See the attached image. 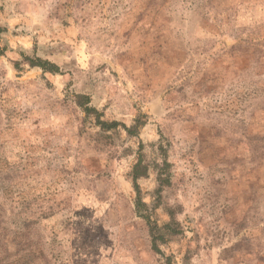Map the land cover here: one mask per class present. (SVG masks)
Wrapping results in <instances>:
<instances>
[{"label": "rangeland", "instance_id": "rangeland-1", "mask_svg": "<svg viewBox=\"0 0 264 264\" xmlns=\"http://www.w3.org/2000/svg\"><path fill=\"white\" fill-rule=\"evenodd\" d=\"M167 257L264 264V0H0V264Z\"/></svg>", "mask_w": 264, "mask_h": 264}, {"label": "trees", "instance_id": "trees-1", "mask_svg": "<svg viewBox=\"0 0 264 264\" xmlns=\"http://www.w3.org/2000/svg\"><path fill=\"white\" fill-rule=\"evenodd\" d=\"M144 174V170H141L140 165L136 164L133 170L134 181L136 182L137 179ZM143 217L147 220L149 226L150 236L152 239V247L156 251V253H161L160 244L164 243L167 240V235L177 234L179 230L173 228L171 223L160 226V224L153 218L149 210H146ZM166 260V264H176L171 260V257H167Z\"/></svg>", "mask_w": 264, "mask_h": 264}]
</instances>
